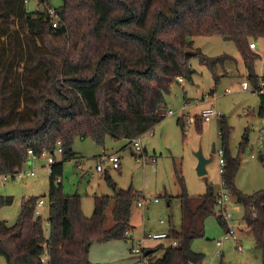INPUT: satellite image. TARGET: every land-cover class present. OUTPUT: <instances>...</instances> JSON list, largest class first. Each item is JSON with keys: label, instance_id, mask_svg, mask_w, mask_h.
<instances>
[{"label": "trees", "instance_id": "16d2710c", "mask_svg": "<svg viewBox=\"0 0 264 264\" xmlns=\"http://www.w3.org/2000/svg\"><path fill=\"white\" fill-rule=\"evenodd\" d=\"M25 1L0 0V176L22 170L31 159L29 152L36 159L52 156L49 264H92L94 244L128 240L132 202L139 197L110 181L113 196L96 197L93 217L86 218L80 197L63 193L64 164L78 160L75 140L103 145L109 136L131 147L133 139L152 131L164 119L161 113L171 85L178 79L192 81V60L198 58L213 71L228 58L205 57L194 48L197 37L233 42L258 93L264 79L255 73L259 56L249 46L264 38V0H64L56 10V29L46 10L29 13ZM48 3L41 0L44 7ZM259 97L258 116L264 120V93ZM196 124L200 131L199 118ZM230 134L223 119L222 181L242 208L264 264V190L248 196L235 187L240 164L229 152ZM58 142L63 150L60 161L54 156ZM179 181L183 226L170 234L178 247L166 248L154 264L205 260L192 251V243L202 236L203 219L212 212L216 196L208 188L193 205L183 177ZM38 200L23 202L14 226L0 220V257L7 264H43L44 229L35 216ZM111 202L114 226L106 229L105 212ZM12 204L13 198L0 193V210ZM219 222L225 228L220 218Z\"/></svg>", "mask_w": 264, "mask_h": 264}, {"label": "rangeland", "instance_id": "374dc122", "mask_svg": "<svg viewBox=\"0 0 264 264\" xmlns=\"http://www.w3.org/2000/svg\"><path fill=\"white\" fill-rule=\"evenodd\" d=\"M46 1L49 2L47 7L54 10L64 4V0ZM47 7L41 5V0H28L26 4L29 13L44 12ZM253 42L257 49L252 53L259 56L254 70L264 79V38ZM193 45L209 59L228 58L218 63L213 71L196 58L191 62L195 71L192 81L179 84L174 82L171 85L169 94L165 96L163 112L172 111L175 115L164 117L153 128L152 134L149 132L141 136L143 160H138L141 158L134 155L132 146L127 147V141L114 140L109 136L105 138L103 145L96 144L91 139H76L73 144V151L83 163V168L78 169L77 160L64 164L63 193L80 197L82 212L86 218L93 217L96 197L113 196L110 181L118 189L132 190L139 197L132 202L130 218L129 237H132L134 243L127 236L128 240L94 244L90 250L93 264H134L137 260L131 253V248L139 241L148 235L180 231L184 214L179 198L183 193L180 177H183L185 191L193 205L208 193V188L213 194L222 189L218 151L222 150L219 131L223 119L231 131L229 152L240 164L235 187L248 196L264 190V120L258 116L260 97L247 79L248 71L241 53L233 42H226L219 36L194 38ZM18 71L23 73L20 69ZM244 82L248 83L249 91L243 90ZM211 108L218 113V117L211 122L203 121V111ZM197 118L201 120L200 131L196 124ZM180 119L183 121L182 125L178 124ZM214 146L217 151L215 154L212 153ZM199 152L209 161L204 176H200L197 170ZM104 154H118L121 168L108 169L110 163L107 161L104 164L105 172L99 173L96 168ZM54 156L58 161L61 160V156L56 153ZM47 158L48 155L29 159L24 165L21 171H35L34 177L11 178L7 182L0 177L1 195L13 198L11 206L0 210V220L7 226L12 227L17 223L23 202L30 198L45 202L41 214L43 221L47 220ZM227 192L233 206L231 224L236 233V241L225 243L222 248L223 256L217 255L215 242L222 237L225 228L220 224L219 210L214 206L203 220L202 236L192 243V251L205 256L203 264H263L262 254L256 250L254 237L245 224L244 212L237 205L234 195ZM156 199L158 202H155ZM144 201H147L146 205L140 207L139 202ZM113 207L114 203L111 202L105 212L106 229L114 226ZM161 220H164L163 225ZM161 246L164 248L143 258V264H154L164 256L165 249L168 248L167 244L160 242H146L148 248L157 249ZM238 246L243 248L242 252L238 251ZM0 264H7L5 258L0 257Z\"/></svg>", "mask_w": 264, "mask_h": 264}, {"label": "built area", "instance_id": "2783aa9c", "mask_svg": "<svg viewBox=\"0 0 264 264\" xmlns=\"http://www.w3.org/2000/svg\"><path fill=\"white\" fill-rule=\"evenodd\" d=\"M27 3H28V0L25 1V4H27ZM46 13H47V17L52 21L53 27L56 29L58 27V24H59V19H58L56 10L47 7ZM249 47H250V50L256 49V45L254 43H251ZM178 82L182 83L183 80L178 79ZM242 88L245 91H249L248 83L244 82L242 84ZM261 88L262 89L258 92L259 95H262L264 93V89H263L264 84H261ZM213 97H215V96H213ZM208 98H210V97H208ZM174 115H175V113L172 111L163 112L161 114L162 117H171ZM183 117H184V119H186L185 116H183ZM217 117H218V113L213 108L204 110L202 115H201V118L205 122H211V120L213 118H217ZM189 125H190V123H189ZM150 133L152 134L151 131H150ZM131 146L133 147L134 155H136V157L139 156V158H141L138 160H143V149L141 146V137L133 139L131 142ZM55 153L59 156H62L63 150H62L61 142H58ZM216 153H217V151H216ZM29 155H30L31 159H36L33 156L32 152H29ZM218 156H219V163H220V174L224 175L226 162L224 159L223 150L218 151ZM47 161H48L49 174H50L51 173L50 167L55 163V159L52 156H48ZM99 161H100V163L98 164V166L96 168L99 173L105 172L104 164L107 161L110 163L108 169L119 170L120 166H121L120 165V157L118 154H110V155L104 154V156L100 157ZM77 163H78V166H77L78 169L82 170L83 163H81L80 160H78ZM24 176L34 177L35 171L22 172L21 170H18L14 174L3 175L0 177L2 178V180L4 182H7L11 178L22 179ZM227 191L228 190L226 189L225 183L223 182L222 189L216 194V201H215V207H217V209L219 210L218 216L221 219L222 223L225 225L224 234L222 235V237L218 241L215 242V245L218 249V252H217L218 256H222V254H223L222 248H223L225 243L230 242V241H236V233H235V230L231 224V221H233V215H232L233 206L231 203L230 194ZM155 202H158V200L156 199ZM146 203H147V201L139 202V206L143 207L144 205H146ZM48 206L50 207V202L48 203ZM44 207H45V202L42 199L38 200L36 203L35 216L42 219L43 229H44V236H43L44 237V244H43L44 255L42 256L41 260H42L43 264H49V262H50V245H49V242H50L51 227H50V224L48 222V218L46 221H43L41 210ZM160 222L163 224L164 220H161ZM127 236L129 237V232L126 233V237ZM129 240H132V244L134 243L131 236L129 237ZM148 241L160 242L163 245L167 244L168 247H172V248L178 247V242L175 239L171 238L170 234L161 233V234H156V235H148L144 239L139 241L135 247L132 248V253L136 257L141 259L138 264H143V258L145 257V254H146L147 249H148V247H146V242H148ZM238 251L242 252L243 248L241 246H238ZM190 264H193V263H190ZM211 264H213V263H211Z\"/></svg>", "mask_w": 264, "mask_h": 264}, {"label": "water", "instance_id": "95a60500", "mask_svg": "<svg viewBox=\"0 0 264 264\" xmlns=\"http://www.w3.org/2000/svg\"><path fill=\"white\" fill-rule=\"evenodd\" d=\"M215 151H216V148H215V146H214V147H213V150H212V153H215ZM197 157H198V159H199V164H198V168H197V170H198V174H199L200 176H204V175L206 174V165L209 163V161H207V160L202 156V153H201V152H199V153L197 154ZM153 253H154V251H148V252H146L145 256L148 257V256H150V255L153 254Z\"/></svg>", "mask_w": 264, "mask_h": 264}, {"label": "crops", "instance_id": "0c3cea01", "mask_svg": "<svg viewBox=\"0 0 264 264\" xmlns=\"http://www.w3.org/2000/svg\"><path fill=\"white\" fill-rule=\"evenodd\" d=\"M256 49H257V48H256ZM256 49H255V50H256ZM252 51L254 52V50H252ZM177 83L179 84V82H177ZM259 106H260V105H259ZM215 152H216V151H215ZM75 154H76V153H75ZM213 154H215V153H213ZM76 155H77V154H76ZM77 159L79 160V157H78V156H77ZM81 159H83V158H81ZM78 160H77V161H78ZM120 168H121V166H120ZM215 196H216V194H215ZM203 220H204V219H203ZM161 224H162V223H161ZM163 224H164V223H163ZM163 224H162V225H163ZM202 224H203V222H202ZM132 248H133V247H132ZM132 248H131V253H132ZM153 250H154L153 248H148V249H147V252H148V251H153ZM90 253H91V252H90ZM145 257H146V256H145ZM145 257H144V258H145ZM136 260H137V261H134V262H135L134 264H138L139 261H140L141 259L138 258V257H136ZM89 261L92 263V261H91V254H90V260H89ZM149 262H151V261L149 260ZM93 263H94V262H93ZM93 263H92V264H93Z\"/></svg>", "mask_w": 264, "mask_h": 264}]
</instances>
